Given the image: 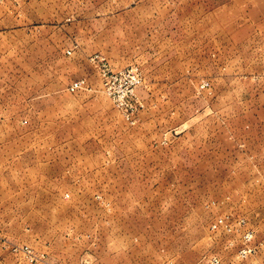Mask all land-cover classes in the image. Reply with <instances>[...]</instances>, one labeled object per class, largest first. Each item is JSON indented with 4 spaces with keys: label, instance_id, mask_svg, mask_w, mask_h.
<instances>
[{
    "label": "rangeland",
    "instance_id": "obj_1",
    "mask_svg": "<svg viewBox=\"0 0 264 264\" xmlns=\"http://www.w3.org/2000/svg\"><path fill=\"white\" fill-rule=\"evenodd\" d=\"M0 264H264V0H0Z\"/></svg>",
    "mask_w": 264,
    "mask_h": 264
},
{
    "label": "built area",
    "instance_id": "obj_2",
    "mask_svg": "<svg viewBox=\"0 0 264 264\" xmlns=\"http://www.w3.org/2000/svg\"><path fill=\"white\" fill-rule=\"evenodd\" d=\"M108 72L104 73V76L106 77V80H107L106 85H110L112 82V79L114 78V76H109ZM84 84H85L84 81H77L71 85L70 90L71 91L78 90V89L82 88Z\"/></svg>",
    "mask_w": 264,
    "mask_h": 264
}]
</instances>
